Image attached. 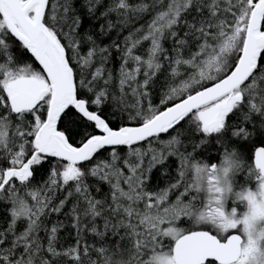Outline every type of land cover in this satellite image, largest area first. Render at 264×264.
I'll return each mask as SVG.
<instances>
[{
  "label": "snow or ice",
  "instance_id": "6c2138e0",
  "mask_svg": "<svg viewBox=\"0 0 264 264\" xmlns=\"http://www.w3.org/2000/svg\"><path fill=\"white\" fill-rule=\"evenodd\" d=\"M0 264H264V0H0Z\"/></svg>",
  "mask_w": 264,
  "mask_h": 264
}]
</instances>
